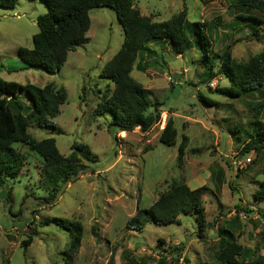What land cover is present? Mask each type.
<instances>
[{"label": "rangeland", "instance_id": "1", "mask_svg": "<svg viewBox=\"0 0 264 264\" xmlns=\"http://www.w3.org/2000/svg\"><path fill=\"white\" fill-rule=\"evenodd\" d=\"M134 6L154 22L184 11L188 22L209 25L205 33L211 43L207 57L197 48L174 56L166 43H153L148 45L153 53L136 60L131 75L154 104L147 115L154 114L156 121L146 132H117L108 129V114L92 116L100 95L113 90L112 82L100 78L101 70L123 42L113 10L89 12V42L69 52L59 73L51 76L26 67L18 57L20 48L32 49L36 20L48 11L46 4L18 0L14 9L0 8V78L30 85L34 92L51 83L67 95L60 115L52 120L63 134L35 125L28 133L36 140L53 138L64 156L73 144L84 145L96 160L83 161L82 173L60 186L52 202L45 201L42 158L27 146L14 145L27 164L16 180L0 186V264H64L68 233L55 225L40 226L49 218L81 225L82 239L72 264H108L111 259L114 264H220L218 234L224 230L245 250L238 262L261 259L264 264V202L254 197L264 181V150L241 155L245 138L255 134L258 105L257 120L264 125V86L233 100L213 93L229 86L223 75L204 82L206 69L216 72L222 64L213 54L227 52L231 60L246 62L264 51V17L238 9L233 0H135ZM250 15L263 22L241 18ZM137 65L146 68L139 71ZM203 98L217 106H207ZM20 99L27 114L29 99L23 93ZM168 118L177 132L170 147L158 142ZM177 180L191 190L207 188L202 225L193 215L181 214L179 224L150 222L141 232L126 230L137 208L150 207ZM33 229L36 233L24 252L20 244Z\"/></svg>", "mask_w": 264, "mask_h": 264}, {"label": "trees", "instance_id": "2", "mask_svg": "<svg viewBox=\"0 0 264 264\" xmlns=\"http://www.w3.org/2000/svg\"><path fill=\"white\" fill-rule=\"evenodd\" d=\"M43 1L48 11L36 20L37 34L32 38V49L20 48L18 57L28 68H38L48 75H56L64 66L67 55L77 47L89 42L86 33L90 28L89 12L94 8H108L114 11L118 23L123 29V42L118 52L104 65L100 78L113 83L112 91H105L92 112L94 119L108 114V129L117 132H131L140 129L146 132L154 124L155 115H147L152 108L149 92L133 79L131 73L136 60L146 52L153 53L148 45L166 43L174 56L183 55L197 48L205 57L210 52L211 43L206 38L205 23H190L185 19L184 11L165 22H154L150 16H142L134 6L135 0H38ZM238 9L264 17V0H233ZM18 0H0V8L14 9ZM245 20L262 23L255 15L241 17ZM215 58L222 60L219 69L214 72L212 67L206 69L205 83L209 84L218 75L228 80L229 86L213 91L217 95L233 100L252 95L264 86V51L246 62H235L229 53ZM141 60V58H140ZM139 71L145 66L137 65ZM23 93L28 97L29 112L24 114V105L20 99ZM67 99L63 88L47 84L41 89L32 90L30 85L6 82L0 78V186L14 181L26 166L25 155L14 148L15 144L27 146L43 160L40 178L46 185L48 193L45 201H53L57 197V189L72 182L82 173L83 161L94 163L89 149L80 144H73L67 156L61 155L53 138L36 140L29 133L30 125L41 129H51L55 134H63L52 122L60 115V106ZM207 106L217 103L202 99ZM260 105L254 108L255 134L246 137L247 142L241 155L251 151L256 153L264 150V125L257 120ZM177 132L173 119L168 118L158 142L170 147L175 145ZM114 137V136H113ZM183 155V146L178 148L179 160ZM10 190V189H9ZM207 188L201 186L191 190L183 180L172 181L169 188L162 192L157 200L146 209H136L134 216L126 222L128 231L141 232L147 223L166 226L179 224L181 214L193 215L196 222L202 225L205 212L202 198ZM10 196L11 191H8ZM255 200L264 202V181L258 184ZM7 202H9L7 200ZM243 211H246L244 209ZM248 211V210H247ZM40 226L55 225L68 233L69 244L63 253L64 264H72L74 254L78 251L82 239V227L78 223H70L59 218L41 221ZM35 229L21 242L24 252L32 243ZM95 234V233H94ZM96 236V234H95ZM219 250L216 260L220 264H261V259L251 262H238L237 257L245 250L237 244L233 234L227 230L218 234ZM161 242V241H160ZM108 264H114L111 259Z\"/></svg>", "mask_w": 264, "mask_h": 264}, {"label": "crops", "instance_id": "3", "mask_svg": "<svg viewBox=\"0 0 264 264\" xmlns=\"http://www.w3.org/2000/svg\"><path fill=\"white\" fill-rule=\"evenodd\" d=\"M7 184V183H6ZM5 187H6V185H5Z\"/></svg>", "mask_w": 264, "mask_h": 264}]
</instances>
